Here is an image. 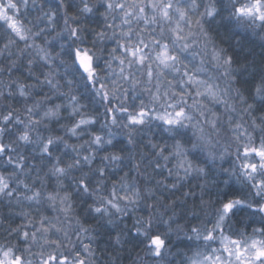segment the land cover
I'll list each match as a JSON object with an SVG mask.
<instances>
[{
  "label": "snow or ice",
  "instance_id": "snow-or-ice-1",
  "mask_svg": "<svg viewBox=\"0 0 264 264\" xmlns=\"http://www.w3.org/2000/svg\"><path fill=\"white\" fill-rule=\"evenodd\" d=\"M0 41V264H264V0H0Z\"/></svg>",
  "mask_w": 264,
  "mask_h": 264
},
{
  "label": "trees",
  "instance_id": "trees-1",
  "mask_svg": "<svg viewBox=\"0 0 264 264\" xmlns=\"http://www.w3.org/2000/svg\"><path fill=\"white\" fill-rule=\"evenodd\" d=\"M0 43H2V41H0ZM257 47H258V46H257ZM227 166H228V165H225V167H227ZM106 239H107V237L105 236L104 240H106ZM104 240L101 241V245H102V246H104ZM101 245H100V246H101ZM102 246H101V248H102ZM131 255L134 257V256L136 255V250H133L132 253H131ZM124 264H128V260H127V259L125 260Z\"/></svg>",
  "mask_w": 264,
  "mask_h": 264
},
{
  "label": "rangeland",
  "instance_id": "rangeland-1",
  "mask_svg": "<svg viewBox=\"0 0 264 264\" xmlns=\"http://www.w3.org/2000/svg\"><path fill=\"white\" fill-rule=\"evenodd\" d=\"M102 246V245H101ZM104 246H102V248H103Z\"/></svg>",
  "mask_w": 264,
  "mask_h": 264
}]
</instances>
